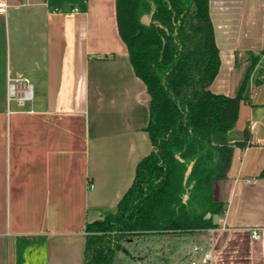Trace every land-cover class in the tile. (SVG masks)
Wrapping results in <instances>:
<instances>
[{
    "label": "crops",
    "instance_id": "0c3cea01",
    "mask_svg": "<svg viewBox=\"0 0 264 264\" xmlns=\"http://www.w3.org/2000/svg\"><path fill=\"white\" fill-rule=\"evenodd\" d=\"M0 4V264H85L87 225L116 211L154 150L150 96L120 35L116 0ZM209 11L221 60L210 89L234 97L264 50V0H209ZM262 71L264 55L231 133L247 129L250 139L214 185L224 203L217 227L193 234L214 264H264V74L254 84ZM9 76L30 82L32 103L8 101Z\"/></svg>",
    "mask_w": 264,
    "mask_h": 264
},
{
    "label": "trees",
    "instance_id": "16d2710c",
    "mask_svg": "<svg viewBox=\"0 0 264 264\" xmlns=\"http://www.w3.org/2000/svg\"><path fill=\"white\" fill-rule=\"evenodd\" d=\"M116 10L130 62L150 96L145 131L154 150L138 164L116 211L87 225L85 264H113L131 237L217 227L214 216L224 203L216 201L214 185L228 179L234 152L250 139L247 129L239 139L231 133L241 102H250V78L264 55L252 59L236 96L215 94L210 88L221 60L209 0H116ZM152 13L151 24L143 25Z\"/></svg>",
    "mask_w": 264,
    "mask_h": 264
},
{
    "label": "rangeland",
    "instance_id": "374dc122",
    "mask_svg": "<svg viewBox=\"0 0 264 264\" xmlns=\"http://www.w3.org/2000/svg\"><path fill=\"white\" fill-rule=\"evenodd\" d=\"M195 244L201 246L202 241L190 233L135 236L124 241L123 249L115 254L114 264H155L157 254L164 256L169 264H188L194 257Z\"/></svg>",
    "mask_w": 264,
    "mask_h": 264
},
{
    "label": "built area",
    "instance_id": "2783aa9c",
    "mask_svg": "<svg viewBox=\"0 0 264 264\" xmlns=\"http://www.w3.org/2000/svg\"><path fill=\"white\" fill-rule=\"evenodd\" d=\"M4 10V4H0V11ZM34 100L33 86L30 82L21 76H9L8 78V101H15L24 108L27 104ZM253 239L258 241L261 239L259 229L252 231ZM193 259L188 264H214V254L212 248H203L195 244L192 247Z\"/></svg>",
    "mask_w": 264,
    "mask_h": 264
},
{
    "label": "water",
    "instance_id": "95a60500",
    "mask_svg": "<svg viewBox=\"0 0 264 264\" xmlns=\"http://www.w3.org/2000/svg\"><path fill=\"white\" fill-rule=\"evenodd\" d=\"M152 16H153V13L151 15H149V16L143 17L142 24L143 25H146V26H149L151 24V22H152ZM192 167H193V164H190L189 167H188V169H187V172H186V175H185V183H187V181H188V178H189V176L191 174V171H192ZM192 187H193V185L190 186V188H192ZM187 199H188V194H186L184 196V202H186ZM213 223H214V225H217L218 224V215H215L214 216Z\"/></svg>",
    "mask_w": 264,
    "mask_h": 264
}]
</instances>
